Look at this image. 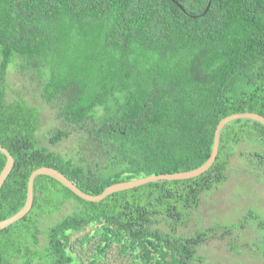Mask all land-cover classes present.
<instances>
[{
    "label": "trees",
    "instance_id": "obj_1",
    "mask_svg": "<svg viewBox=\"0 0 264 264\" xmlns=\"http://www.w3.org/2000/svg\"><path fill=\"white\" fill-rule=\"evenodd\" d=\"M177 1L186 11L172 0H0V143L15 158L0 190V221L25 205L39 167L96 195L114 183L195 169L210 157L222 118L264 116V0ZM12 65L33 70L42 99L66 125L48 142L67 138L68 127L84 131L97 169L81 152L75 160L41 145L40 107L21 92L8 98ZM237 151L247 169L264 174L263 123H227L216 161L200 176L152 181L96 202L39 175L31 210L0 230V264H69L66 234L93 224L104 248L121 243L147 257L156 252L159 264H192L221 228L186 230L203 194L227 181ZM6 161L0 151V173ZM69 203L70 213L48 223Z\"/></svg>",
    "mask_w": 264,
    "mask_h": 264
},
{
    "label": "rangeland",
    "instance_id": "obj_2",
    "mask_svg": "<svg viewBox=\"0 0 264 264\" xmlns=\"http://www.w3.org/2000/svg\"><path fill=\"white\" fill-rule=\"evenodd\" d=\"M41 89L42 84L32 69L10 66L7 74L8 98L11 100L21 92L30 103L40 107L38 137L41 145L75 160L79 159L81 152L87 163L97 169L99 157L93 153L94 145L84 131L68 127L71 133L67 138L54 146L48 142L51 130L65 128L66 125L58 117L57 109L42 99ZM247 147L242 148L245 150ZM228 176L227 181L218 188L203 194L200 208L190 223L191 229L186 230L190 232L192 228L211 225L221 228L199 246L192 264H264V229L258 227L259 221L264 223V174L247 169L240 151H237L229 165ZM72 209V203L67 204L48 223L70 213ZM232 224L236 226L231 232L222 233L225 226ZM98 232L99 225L93 224L84 231L66 234L69 239L68 253L72 257L69 264H159L156 252L147 257L141 249L125 250L121 243L115 242L104 248L106 241L100 238Z\"/></svg>",
    "mask_w": 264,
    "mask_h": 264
},
{
    "label": "water",
    "instance_id": "obj_3",
    "mask_svg": "<svg viewBox=\"0 0 264 264\" xmlns=\"http://www.w3.org/2000/svg\"><path fill=\"white\" fill-rule=\"evenodd\" d=\"M174 3H176L183 11H186L181 3H179L177 0H172ZM211 5V1H209L208 6L206 7V12ZM196 17L195 15H193ZM239 118H248V119H254L264 124V116L255 113V112H241V113H234L231 115H228L220 120V122L217 125L216 131H215V137H214V144L213 149L210 157L208 160L202 164L201 166L187 171H180L175 173H163V174H153L148 175L145 177H140L137 179L129 180V181H123L114 183L112 185H109L104 189V191L100 194H89L81 190L73 181H71L66 175H64L61 171H59L56 168L49 167V166H42L37 169H35L32 174L30 175L29 182H28V191H27V200L25 205L14 215L3 219L0 221V230L7 228L8 226L12 225L16 221L22 219L26 216V214L31 210L34 202V183L36 180V177L39 175H48L59 182H61L63 185L71 189L74 193H76L79 197L88 200V201H100L103 200L108 195L121 191V190H127L134 187H138L147 183H150L152 181H158V180H181V179H190L197 176H200L201 174L205 173L207 170H209L214 162L217 159L218 153H219V147H220V138L221 133L225 125L233 120L239 119ZM0 151L3 152L6 157L7 161L3 168V170L0 173V190L8 178L9 174L11 173L14 164H15V158L12 155V153L4 147L0 143Z\"/></svg>",
    "mask_w": 264,
    "mask_h": 264
}]
</instances>
